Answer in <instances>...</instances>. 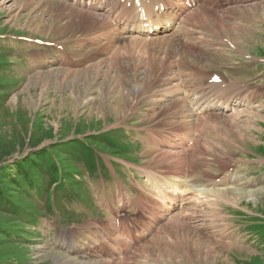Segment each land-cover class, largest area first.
Returning a JSON list of instances; mask_svg holds the SVG:
<instances>
[{"label": "rangeland", "instance_id": "obj_1", "mask_svg": "<svg viewBox=\"0 0 264 264\" xmlns=\"http://www.w3.org/2000/svg\"><path fill=\"white\" fill-rule=\"evenodd\" d=\"M70 4L0 0V165L55 144L47 156L56 150L67 169H40V187L20 192L17 216L0 207V264H264V0H210L183 18L185 35L176 25L143 40H123L129 34L105 16L99 26L100 13L87 28ZM24 37L63 43L81 62ZM214 74L255 103L183 116L184 96L215 92ZM29 137L40 143L27 146ZM152 177L167 193L180 181L175 208L158 200ZM119 200L115 215L138 221L140 236L125 254L69 256L53 243L60 230L110 227L106 209Z\"/></svg>", "mask_w": 264, "mask_h": 264}, {"label": "trees", "instance_id": "obj_2", "mask_svg": "<svg viewBox=\"0 0 264 264\" xmlns=\"http://www.w3.org/2000/svg\"><path fill=\"white\" fill-rule=\"evenodd\" d=\"M50 138H53L51 135ZM30 137L28 138V140ZM41 138H38L33 142L32 138L27 142V146L36 147L40 143ZM54 145L40 149L38 152L29 154L25 159L16 161L13 164L3 163L0 165V207L13 205L12 211L9 214L17 216L19 214V208L15 205L21 203L19 197L20 192H30L33 188H38L40 185L37 182L40 169L43 173H49L56 171L60 168V171L66 173V166L63 165V161H59L60 157L56 150L54 156H47ZM58 156V158H57ZM61 162V163H60ZM10 167H14L15 171H11ZM62 172V173H63ZM57 179V178H56Z\"/></svg>", "mask_w": 264, "mask_h": 264}, {"label": "bare ground", "instance_id": "obj_3", "mask_svg": "<svg viewBox=\"0 0 264 264\" xmlns=\"http://www.w3.org/2000/svg\"><path fill=\"white\" fill-rule=\"evenodd\" d=\"M88 1V5L91 7V8H93V9H95V10H103L104 8H106V7H108V3H107V0H87ZM82 2H84V0H81V3ZM155 2H157V1H155ZM164 2H165V4H166V8H172V5H173V7H176V6H179V7H181V9L184 11V9L185 8H183V5L180 3V4H178L177 2H174V0H164ZM168 2V3H167ZM122 10L123 11V14H130V11H129V9L128 8H126L125 6H123V4H121V3H119V2H116L115 4H113V5H111L110 6V10L109 11H107V14H109V12H112V13H115V12H118L119 10ZM254 9V8H253ZM83 12H81V14H82V17L85 19V18H88V20L90 21V23H89V25H88V27L87 28H90L91 26H93V27H96V25L98 24V22H97V19H98V15H100V14H98V13H94L95 14V16L94 17H91V16H89V15H87L86 13H84V10H82ZM192 11H194L193 9H192ZM90 12V11H89ZM190 12V11H189ZM110 15V14H109ZM191 15V13H187V15H185L184 16V18L185 17H189ZM101 16V15H100ZM177 19V18H176ZM182 19V18H181ZM125 21H128V18H125L124 19ZM149 20V16L147 15V19H146V21H141V20H138L137 18L134 20V18H131L130 19V21H131V29H129V31H127V28L125 27V26H123V28H122V30H126L128 33H129V35H127L126 37H124L123 38V40L124 39H126V38H130V36H132V35H134L133 37H135L136 39H138V40H140L141 38H142V40H143V37H146V35H144L143 33H141V32H139V30H137V29H135V26L136 25H139V24H142V23H146L147 21ZM183 21H184V19H182ZM106 20L104 19V17L101 19V24H99V26H103V25H106ZM155 23H156V21H155ZM157 23H159V22H157ZM156 23V24H157ZM110 26V25H109ZM111 27V26H110ZM92 28V27H91ZM90 28V29H91ZM141 27H139V29H140ZM163 29H165V27H163ZM181 30V29H180ZM109 32H113V27H111V28H109V30H108ZM160 32V31H159ZM104 34V33H103ZM130 34H132V35H130ZM156 35H158V33H156ZM132 38V37H131ZM127 39V40H128ZM131 40V39H130ZM129 42V41H128ZM134 42V41H133ZM123 43H125V42H123ZM142 43V42H141ZM130 44V43H129ZM124 45V44H123ZM141 45V44H140ZM120 50V49H119ZM82 73H84V72H82ZM77 74V73H76ZM212 84V88L214 87V88H217V87H219V84L217 85V84H214V83H211ZM227 91H232V89L230 90V89H228ZM136 98V97H135ZM183 102V101H182ZM182 102L179 100V99H176L175 100V105L176 104H179V103H181L182 104ZM170 104H172V103H170ZM169 104V105H170ZM173 106V105H172ZM185 106V109H184V113L182 114L183 116H185V117H192L194 114L192 113V109L191 108H189L187 105H185L184 104V102H183V107ZM206 107H208V106H206ZM171 109H173L172 107H171ZM197 109H199V106L197 107ZM201 110H203V109H201ZM179 111H182V110H179ZM191 111V112H190ZM207 116V115H206ZM185 123V122H184ZM187 124H191V122H188ZM173 175V174H172ZM186 181V180H185ZM184 180H183V189H184V191L186 192V193H188L189 192V190H192V193L195 191H193V187L192 186H189L186 182H185ZM178 182H180V181H178ZM182 184V180H181V183H180V185ZM172 189V191L173 192H176V191H178V188H176V187H172L171 188ZM210 189V188H209ZM200 191H204V192H206V191H208V189H204V188H200ZM210 191V190H209ZM66 238H67V235H66ZM70 245L72 244V239H70V240H68L67 241ZM56 256L57 257H60L61 259L59 260V262L60 261H62V259H64L63 257H66L65 255L64 256H62V255H57L56 254ZM174 258V257H173ZM69 262H71V264H75L76 263V261H74L73 259H67V260H65L64 262H62L63 264H70Z\"/></svg>", "mask_w": 264, "mask_h": 264}]
</instances>
